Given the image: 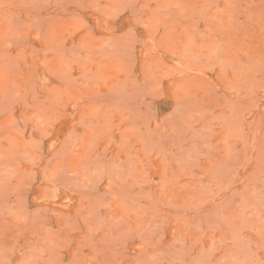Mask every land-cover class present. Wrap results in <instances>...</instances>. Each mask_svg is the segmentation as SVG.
I'll return each instance as SVG.
<instances>
[{"label":"clouds","instance_id":"obj_1","mask_svg":"<svg viewBox=\"0 0 264 264\" xmlns=\"http://www.w3.org/2000/svg\"><path fill=\"white\" fill-rule=\"evenodd\" d=\"M0 264H264V0H0Z\"/></svg>","mask_w":264,"mask_h":264}]
</instances>
